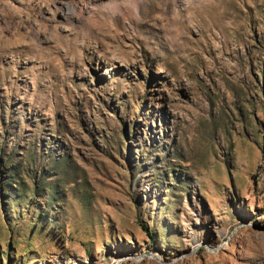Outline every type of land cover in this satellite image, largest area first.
Segmentation results:
<instances>
[{
  "label": "rangeland",
  "instance_id": "obj_1",
  "mask_svg": "<svg viewBox=\"0 0 264 264\" xmlns=\"http://www.w3.org/2000/svg\"><path fill=\"white\" fill-rule=\"evenodd\" d=\"M264 264V0H0V264Z\"/></svg>",
  "mask_w": 264,
  "mask_h": 264
},
{
  "label": "bare ground",
  "instance_id": "obj_2",
  "mask_svg": "<svg viewBox=\"0 0 264 264\" xmlns=\"http://www.w3.org/2000/svg\"><path fill=\"white\" fill-rule=\"evenodd\" d=\"M118 264V263H117Z\"/></svg>",
  "mask_w": 264,
  "mask_h": 264
}]
</instances>
